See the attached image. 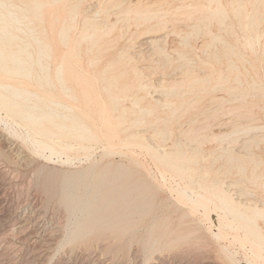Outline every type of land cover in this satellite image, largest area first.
Here are the masks:
<instances>
[{
  "label": "rangeland",
  "instance_id": "374dc122",
  "mask_svg": "<svg viewBox=\"0 0 264 264\" xmlns=\"http://www.w3.org/2000/svg\"><path fill=\"white\" fill-rule=\"evenodd\" d=\"M133 1L123 0L119 7L109 10L108 20L115 27L107 58L125 55L122 68L128 82L138 80L133 68L141 71L139 80L148 91H136L146 100L162 99L160 90L174 84L181 88L166 96L170 107H156L158 116L169 120L164 124L170 136L154 141L166 150L175 143L187 150H200L196 165L191 163L198 169L191 186L218 176L225 184L233 182L228 188L235 196L264 205V0L258 4L256 0H242L244 12L241 10L239 16L230 10L227 3L231 0H221L229 9L224 26H219L216 18H207L206 10L200 8L208 0ZM96 2L99 4L98 0H85L84 4L96 9ZM253 9V24L247 27L249 19L245 16ZM122 10L127 13L123 15ZM144 10L151 13L150 19L133 18L134 13ZM158 17L165 27L147 31ZM215 34L224 43L214 40ZM150 38L158 39L164 52L157 51ZM197 77L206 80L192 81ZM124 103L131 105L129 100ZM0 114L4 117L0 121V264H258L249 245L212 235L218 231L216 213L210 212V219L205 221L202 209L200 214L193 213L190 206L178 203L143 149L123 145L125 149L103 153L106 144L97 143L88 151L71 148L49 159L48 151L38 156L23 141L25 128L11 122L4 110L0 109ZM134 128L147 129L143 132L147 136L152 133L145 126ZM221 130L237 132L220 139L216 135ZM66 155H70L69 163L61 161ZM92 164L96 170L110 171L123 166L144 177L153 195L151 209L121 238L96 230L83 239L63 242L70 215L60 203V183L65 176ZM239 164L246 167L245 174L237 172ZM253 167L257 179H248ZM205 170L209 171L207 176ZM241 188L251 195H239ZM259 223L264 226L263 221ZM149 230L158 237L152 246L145 243ZM222 245H228L232 253L226 254Z\"/></svg>",
  "mask_w": 264,
  "mask_h": 264
},
{
  "label": "bare ground",
  "instance_id": "6f19581e",
  "mask_svg": "<svg viewBox=\"0 0 264 264\" xmlns=\"http://www.w3.org/2000/svg\"><path fill=\"white\" fill-rule=\"evenodd\" d=\"M84 1L0 0V109L11 122L16 121L25 128L23 141L37 155L48 151L49 159L60 152L66 154L71 148L88 151L97 143L106 144L103 153H113L117 148H124L123 145L143 149L178 203L187 204L193 213L202 209L205 221L210 219V212L216 213L218 231L211 232L212 235L216 239L230 237L229 243L238 241L240 245H249L254 260L264 264V226L259 223L261 220L264 224V205L235 196L228 188L233 182L225 184L218 176L197 182V187L190 185L198 170L191 163L196 165L200 150L194 147L187 150L179 143L166 150L154 141H165L170 136V129L164 124L169 120L159 117L156 107H170L166 96L180 92L181 88L174 84L161 89L164 97L151 101L138 95L136 90H147L146 84L139 80L141 71L133 68L138 80L128 82L122 68L125 55L107 58L115 27L107 16L110 8L119 7L123 0H108L104 4L98 0L96 9ZM262 1L256 0V3ZM227 4L236 16L244 12L242 0ZM200 8L206 10L207 18H216L219 26H224L229 11L225 3L208 0ZM254 12L255 9L246 13L247 27L253 24ZM120 13L124 15L127 11ZM150 14L147 10L137 11L133 18L148 20ZM164 27L165 22L158 17L147 31ZM194 27L200 28L198 24ZM212 38L224 43L217 34ZM149 42L157 44L158 39L150 38ZM155 49L164 52L158 44ZM163 57L168 59L167 54ZM231 66L235 67L234 62ZM203 79L206 80L197 77L192 81L201 83ZM125 100L131 105L126 106ZM3 118L0 117L1 122ZM142 126L152 130L150 136L143 133L147 129L134 128ZM236 132L221 130L216 136L227 139ZM232 156L228 154L230 159ZM61 161H70V155ZM254 168L248 179H257ZM96 169V165H89L65 176L60 183V203L70 215L63 242L83 239L96 230L121 238L133 231L151 209L153 195L144 177L134 175L131 168L123 166L112 171ZM236 170L246 173L242 164ZM208 174L205 170L204 175ZM168 179L171 182L167 184ZM239 195L248 196L251 192L241 188ZM157 240L149 230L145 243L152 246ZM222 249L226 254L232 253L228 245H222Z\"/></svg>",
  "mask_w": 264,
  "mask_h": 264
}]
</instances>
